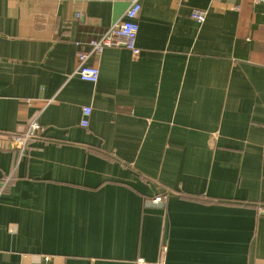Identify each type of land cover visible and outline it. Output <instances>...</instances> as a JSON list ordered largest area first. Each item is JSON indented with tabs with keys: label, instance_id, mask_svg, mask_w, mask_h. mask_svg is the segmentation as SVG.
I'll use <instances>...</instances> for the list:
<instances>
[{
	"label": "crops",
	"instance_id": "1",
	"mask_svg": "<svg viewBox=\"0 0 264 264\" xmlns=\"http://www.w3.org/2000/svg\"><path fill=\"white\" fill-rule=\"evenodd\" d=\"M128 7L0 0V264H264V4L142 0L82 81Z\"/></svg>",
	"mask_w": 264,
	"mask_h": 264
},
{
	"label": "built area",
	"instance_id": "2",
	"mask_svg": "<svg viewBox=\"0 0 264 264\" xmlns=\"http://www.w3.org/2000/svg\"><path fill=\"white\" fill-rule=\"evenodd\" d=\"M255 3H263L264 0H254ZM142 10V0H129V7L125 11L122 19L112 25L105 33L100 37L93 39L89 42L88 51H82L78 54V64L76 68V74L78 77L87 83L96 84L99 80V69L89 65V59L94 55H100L105 49L110 48H123L130 51L134 56L140 54V49L136 45V40L139 33L138 18ZM206 16V12H201L195 15L198 23H203ZM81 14L76 15V19H80ZM92 109L90 107H84L82 109V119L80 126L87 129L90 124V116ZM43 128L37 121L29 123L26 131L23 135L12 136L10 141L15 149L20 153H24L29 141L35 140L40 137ZM167 197H158L153 200L154 203H163ZM12 232L16 231V228L10 229ZM167 253V247L164 245L161 249V258L157 264H165V256ZM138 264H147L144 261H138Z\"/></svg>",
	"mask_w": 264,
	"mask_h": 264
}]
</instances>
